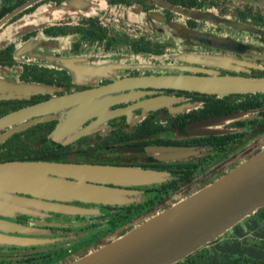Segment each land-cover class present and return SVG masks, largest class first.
Masks as SVG:
<instances>
[{"label":"flooded vegetation","instance_id":"af4514ba","mask_svg":"<svg viewBox=\"0 0 264 264\" xmlns=\"http://www.w3.org/2000/svg\"><path fill=\"white\" fill-rule=\"evenodd\" d=\"M55 57H79L86 66L108 69L78 82L49 60ZM168 76L264 78V0H0V79L55 89L0 99V120L81 93L99 92L96 101L109 104L107 112L92 114L79 127L90 128L89 134L68 144L52 136L63 111L0 128V163L33 157L39 149L26 145V138L34 142L45 136L46 153L54 151L52 162L170 175L159 184L128 187L132 194L125 205L65 203L93 215L0 216L32 228L29 235L13 236L37 242L0 246V264L72 263L133 229L131 223L116 228V216L156 215L264 149V134H258L264 127V92L220 96L133 85L137 79ZM44 117L52 119L21 130ZM249 136L256 138L247 141ZM170 147L192 154L162 160ZM253 260L239 264H264Z\"/></svg>","mask_w":264,"mask_h":264},{"label":"water","instance_id":"95a60500","mask_svg":"<svg viewBox=\"0 0 264 264\" xmlns=\"http://www.w3.org/2000/svg\"><path fill=\"white\" fill-rule=\"evenodd\" d=\"M49 60L58 68L70 71L77 81L100 76L108 69L86 66L83 64L85 60L79 57ZM133 85L172 87L220 96L264 92V78L168 76L137 79ZM54 91L48 85L0 79V99H26L38 94H53ZM98 94L68 95L40 103L6 116L0 120V128L16 121L63 111L52 136L55 142L68 144L90 133V128L78 129L92 114L107 112L109 104L96 101ZM50 119L52 117L36 120L21 130ZM164 152L162 160H178L192 154L191 149L177 147L166 148ZM169 176L163 172L125 166L4 162L0 163V216L43 217L48 212L93 215L94 212L65 203L125 205L130 202L127 196L132 194L128 187L159 184ZM261 208H264V149L204 189L69 264H177ZM32 232V228L0 220V246L37 244L32 239L13 236L15 233L29 235Z\"/></svg>","mask_w":264,"mask_h":264},{"label":"trees","instance_id":"16d2710c","mask_svg":"<svg viewBox=\"0 0 264 264\" xmlns=\"http://www.w3.org/2000/svg\"><path fill=\"white\" fill-rule=\"evenodd\" d=\"M262 105H264V97H262L260 103V106ZM258 134H264V127L261 128ZM254 138L256 136H249L247 141ZM26 140L29 141L26 145L29 146L35 143V146L39 150L37 149L38 151L34 153L33 157L29 154L30 157L27 160L20 159L19 161L52 162L56 160L55 156H53L54 151L51 154H47L45 151V136H38L34 142L30 137H27ZM151 217L152 215L140 216L137 213H132L131 216H116L114 218V226L117 228L126 223H131V227L134 228L136 225L141 224ZM116 238L117 236H114L110 240L112 241ZM256 250H258V253ZM257 257L264 259V208L259 209L250 217L246 218L215 242L205 246L177 264H239L241 261L248 263L254 262L253 259Z\"/></svg>","mask_w":264,"mask_h":264}]
</instances>
